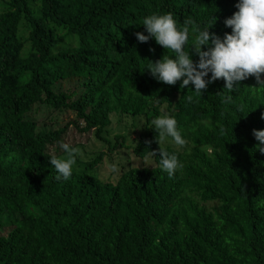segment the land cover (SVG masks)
Wrapping results in <instances>:
<instances>
[{
    "label": "trees",
    "instance_id": "trees-1",
    "mask_svg": "<svg viewBox=\"0 0 264 264\" xmlns=\"http://www.w3.org/2000/svg\"><path fill=\"white\" fill-rule=\"evenodd\" d=\"M36 1L7 0L0 11V264H264V153L253 135L264 130V88L254 76L233 93L222 78L203 94L165 84L148 65L174 53L135 35H147L145 17L172 13L201 29L216 16L209 31L223 38L238 0ZM67 78L82 89L75 97L57 86ZM164 104L189 128L186 150L161 146L183 164L172 178L151 123ZM36 105L74 119L42 128L28 117ZM111 113L144 116L131 150L154 165L104 182L94 172L101 151L57 180L49 157L71 124L108 151L127 147L121 134L113 144L102 136Z\"/></svg>",
    "mask_w": 264,
    "mask_h": 264
},
{
    "label": "clouds",
    "instance_id": "clouds-1",
    "mask_svg": "<svg viewBox=\"0 0 264 264\" xmlns=\"http://www.w3.org/2000/svg\"><path fill=\"white\" fill-rule=\"evenodd\" d=\"M236 7L238 11L224 21L225 26L231 28V32L225 33L223 38L209 31L217 21L216 16L209 21V26L203 29L195 26L191 19H185L180 26L172 13L145 17L142 25L145 26L147 35L144 32H136L137 40L145 43L154 38L157 44L174 53L172 57L164 54L161 59L148 65L151 75L168 85H175L182 80L181 89L194 85L197 94H203L209 84L221 78L225 81V89L230 93L236 92L240 82L252 76L259 87L264 88V0H238ZM190 37L193 38L191 52L186 50ZM193 54L199 57L198 61L193 60ZM188 99L191 101L192 97L189 96ZM222 102L225 105L230 104L233 98L231 95L225 96ZM245 107L241 104L238 110L244 111ZM151 123L160 145L159 164L168 177L172 178L177 170L183 168V164L177 154H170L161 145L168 137H171L177 146H185L187 141L178 127L176 118L161 115ZM224 134L225 130L221 128V135ZM253 135L258 141L257 149L264 153V130L254 129ZM60 148L65 155H51L50 163L57 173L55 178L67 181L72 177L77 158L82 156V151L80 147L66 142H61ZM151 154L155 155V152L152 151ZM143 163H147V157ZM110 167L112 172H119L116 164ZM261 203L264 204V201Z\"/></svg>",
    "mask_w": 264,
    "mask_h": 264
},
{
    "label": "rangeland",
    "instance_id": "rangeland-1",
    "mask_svg": "<svg viewBox=\"0 0 264 264\" xmlns=\"http://www.w3.org/2000/svg\"><path fill=\"white\" fill-rule=\"evenodd\" d=\"M33 5H37L36 0H29ZM7 0H0V11L6 8ZM36 10V7L34 8ZM57 86L64 92H73V96H77L81 92V87L76 78H67L58 82ZM38 106L36 105L35 108ZM32 109L29 118L37 121L38 126L42 128L56 129L65 125L67 122L74 119V113L69 110L58 111L49 109L46 106ZM171 111L167 109L166 104L161 107V115H168ZM145 119L144 116L132 117L120 113L110 114V124L107 126L102 136L106 137L111 144L116 140L114 135L121 134L125 137L127 147L108 151V144L95 137L93 131L80 132L74 124L69 125L66 133L63 135L62 142L70 143L72 146L80 147L82 156L77 158V164L74 168L77 171H82L86 161L97 156L99 152L103 151V157L100 164L95 169V174L99 176L104 182L109 181L115 183L119 175L130 167L154 165L151 156L147 157V163H143L145 158L136 157L131 147L137 140L139 133L144 130ZM183 137L187 141L185 146H177L172 141L171 137L165 139L161 146H171L178 151H184L189 144V128L181 127ZM60 146V144H59ZM51 152L56 154L55 147H51ZM65 153L61 148L58 149L57 156L62 157ZM116 164L119 168L118 173L111 171V165Z\"/></svg>",
    "mask_w": 264,
    "mask_h": 264
}]
</instances>
